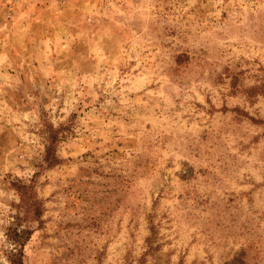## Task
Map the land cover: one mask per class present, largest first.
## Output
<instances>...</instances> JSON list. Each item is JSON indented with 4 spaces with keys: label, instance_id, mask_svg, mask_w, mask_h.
I'll list each match as a JSON object with an SVG mask.
<instances>
[{
    "label": "rangeland",
    "instance_id": "1",
    "mask_svg": "<svg viewBox=\"0 0 264 264\" xmlns=\"http://www.w3.org/2000/svg\"><path fill=\"white\" fill-rule=\"evenodd\" d=\"M19 252L264 264V0H0V264Z\"/></svg>",
    "mask_w": 264,
    "mask_h": 264
},
{
    "label": "trees",
    "instance_id": "2",
    "mask_svg": "<svg viewBox=\"0 0 264 264\" xmlns=\"http://www.w3.org/2000/svg\"><path fill=\"white\" fill-rule=\"evenodd\" d=\"M21 243V242H20ZM23 244V242H22ZM11 264H25L23 261L22 253H16L11 256Z\"/></svg>",
    "mask_w": 264,
    "mask_h": 264
}]
</instances>
